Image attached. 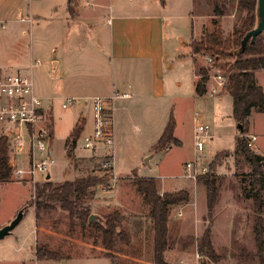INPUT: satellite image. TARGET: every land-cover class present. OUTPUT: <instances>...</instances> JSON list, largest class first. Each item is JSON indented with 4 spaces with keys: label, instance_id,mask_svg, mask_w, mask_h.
I'll return each mask as SVG.
<instances>
[{
    "label": "rangeland",
    "instance_id": "1",
    "mask_svg": "<svg viewBox=\"0 0 264 264\" xmlns=\"http://www.w3.org/2000/svg\"><path fill=\"white\" fill-rule=\"evenodd\" d=\"M20 1L0 0V11L5 13L2 20L3 26L0 27V77L5 74L18 73L32 81L31 72L34 73L37 69L46 70L49 59H51L50 53L47 58L48 50L45 46V37L50 34L49 23L47 21L41 22L42 19L39 16L61 18L66 0ZM84 1L80 0L79 7L80 15L84 19H105L109 16L106 6L113 3L116 13L132 15V18L137 19L150 20L152 17L155 19L165 12L166 15H163L162 19L169 24L168 27L178 28L181 35L187 34L192 25V18L188 15V0H166L167 7L164 11L161 10L159 0H96L99 5L95 8L87 6ZM236 1L219 0L218 2V4L223 3L224 5L223 15L219 18V25L224 36L230 35L234 29L238 28L245 15V12L237 7ZM52 4L54 6L51 8ZM140 5L143 6L140 7ZM184 13L186 18L183 19ZM28 15L32 18L29 23L19 20L21 16ZM193 15V21L197 27L196 38L204 31L211 30L212 5L207 0H194ZM257 20L256 16V22ZM168 31L171 32L172 30ZM174 34L176 33L170 34L171 39L175 38ZM186 48L187 43L182 45L183 50ZM229 52H235V49L230 48ZM201 56L198 65L203 68L206 65V56ZM37 59L40 60V67L33 70L29 69L31 64L38 63L39 60ZM231 61L232 56L219 58L217 63H230ZM47 75L45 71L44 76ZM253 75L256 83H260L264 89V69L256 70ZM207 86H211V81L207 82ZM221 92H223L222 88L218 94ZM61 95L57 93L55 98L51 100L53 106V122L50 123V125L53 124L51 156L55 163L47 170L50 178L45 180L47 172L40 173L37 171L34 178L38 181L35 183L26 180L20 182L14 175L10 181L0 182V227L9 223L20 210L23 213L17 226L8 235L0 239V264H43L41 260L37 261L34 258L30 246L34 248V251L38 246L57 252L61 257L59 260L70 258L69 264H81L80 262L84 260H105V264H155L153 259V227L149 224V205L144 201V204L140 202L138 191L131 184H121L122 187L117 188L115 196L116 199L127 205L126 217L118 223L119 229L123 230L128 238L117 235L110 247H105L103 232L98 227L99 224L104 225L105 217L114 211V207L111 204V199L102 198L107 194L105 193V196L100 195L101 191L98 186L95 190H86L79 197L78 209H88L89 216H93L91 220L88 218L85 223H82L76 214L71 217L69 212L62 209L59 204H55L51 210H38V212L35 211V206H28L33 200L35 185L37 184L41 185L45 181H72L75 177L103 173L104 169L110 166L109 163L104 165L101 163V160L105 158L104 156H89L82 159L75 158V155L74 159L66 157L64 142L75 123L76 111L82 109L84 105V112L90 117L92 116V108L90 103L85 105L76 102L73 106L63 109L60 104L64 97ZM219 99L218 105L213 104V109H211V111L213 110V114L211 113L213 126L210 129V134H213L212 139H203L204 148L201 153L203 155L206 153L203 163L208 167L215 154L223 152L226 154L220 157L219 163L213 171L217 190L213 210L209 215L206 210V201L203 199V204L199 203L203 214L200 218L201 225L198 226L200 235L206 227L210 228L213 249L219 258L213 262L207 256L202 255L201 264H263V261H257L254 253L256 249L251 232L253 218L251 201L243 199L240 195L241 187L246 183L250 167L242 156L234 151V135H240V131L236 128L231 116V98L226 93L213 97V100ZM176 102L178 109L176 132L181 144H169L166 146L169 151L164 148L159 152H151L141 156L138 153L141 146L137 145L140 143L138 136L141 132L134 129L133 131L130 130L127 132L126 138L122 137L120 140L122 156L128 160L129 165L126 166L127 168H121L118 171V175H122L118 181L123 182L128 176L146 174L157 179L159 188H161L162 182L170 184L167 188L170 191L179 189V185H182L181 188L186 189L193 200L194 197L196 200L194 195L196 192L199 194L200 191L194 189V181L183 176V166L186 161L193 159V115L199 108L190 99H181ZM134 124L140 125L139 123ZM89 132L87 129L78 139L76 154L90 152L83 148L82 140ZM242 135H254L255 139L248 149L264 156L263 112H257L253 109L250 111ZM219 151L222 152L219 153ZM147 160L149 164H146ZM14 162L16 166L27 168L24 157L15 158L14 161H11L13 165ZM137 167L140 168L134 171ZM113 179L116 180L117 177L115 176ZM195 182L202 186V190L205 188L201 182L197 180ZM106 187L104 185L102 188L106 190ZM190 204L184 206L183 209L189 211L191 209ZM145 206L148 207V211L145 210ZM178 209L175 207L172 213H176ZM9 217L12 218L4 222ZM93 220L94 223L92 224ZM262 222L264 238V208L262 210ZM173 237H170L168 241L170 247H173ZM194 237L191 239L194 250L192 247L190 248L191 256H188L190 260L188 262H192L193 252L197 249L199 236L196 239ZM179 255L180 252H173L170 248L165 251V258L174 263L178 261ZM44 261L50 262V260ZM60 262L51 260V264H61Z\"/></svg>",
    "mask_w": 264,
    "mask_h": 264
},
{
    "label": "crops",
    "instance_id": "2",
    "mask_svg": "<svg viewBox=\"0 0 264 264\" xmlns=\"http://www.w3.org/2000/svg\"><path fill=\"white\" fill-rule=\"evenodd\" d=\"M16 1L21 2L20 0ZM28 1L31 2L34 0ZM188 1V15L192 18V25L190 29H188V33H184V35L180 34L178 28L168 27L169 24L162 19L163 15H166L165 12L155 19L154 17L150 20L137 19L132 18V15L116 13L113 3L106 6L108 7L109 16L105 19L82 18L80 15L81 12L79 11L80 0H76L77 14L74 17H71L68 13L67 0L63 5L64 9L62 10L63 15L61 18H55L54 16L50 18L37 15L42 19L40 20L41 22L47 21L49 23L50 34L45 37V46L48 50L47 58L50 53L51 59H49L46 70L37 69L34 73L31 72V82L34 93L43 99L44 107L51 114L52 122L53 106L51 100L55 98L54 96L57 93L62 94L61 96L64 98H79L82 104L85 101L89 104V98L95 95L109 97L115 92L129 94L128 97H119L113 101L112 127L114 149L112 153L110 154L108 150L104 148H99L94 152L90 151L87 154H76V147L73 151L76 158L82 159L89 156H104L107 159V162H103V158L101 163L103 165L109 163L110 166L108 168L111 167L109 170L112 172L113 178L116 176L117 179H113L111 183L106 185V190L102 188L104 185H99L98 187L101 191L100 195L105 196V193L107 194L102 198L111 199L110 201L114 210L120 212L121 219L123 220L126 217L127 205H124L123 202L116 199L117 188L121 184H131L135 189H137V187L133 181L134 176H128L123 182L118 181L119 177L122 176L118 175V171L121 168H127L126 166L129 165L128 160L122 156V149L120 148L121 138H126L127 132H130V130L133 131V129L137 132H141L138 136L140 143L137 145L141 146L138 153L141 154V156H145L152 152V146L161 135L170 114H173L175 121L174 136L179 141L178 144L180 145L181 141L177 137L176 132L178 110L176 101L190 99L194 102L200 109H197V111L202 114L203 119L210 125L211 129L213 126V110L211 111V109H213V104L218 105V101L220 102V99L213 100V97H218L225 93L221 92V94L212 95L208 92L207 86V92L203 95H198L196 93L195 84L199 78L197 74L199 68L198 63L202 56L201 54H194L192 52L191 41L196 38L197 27L193 21L194 2L193 0ZM84 4L94 8L99 5L96 0H85ZM53 6L52 4L51 8ZM142 6L143 5H140V7ZM160 7L162 11L165 10L167 7L166 0H164L163 4H160ZM191 8L192 10H190ZM140 9L143 10V8ZM4 15L5 13L0 11V24L4 19ZM24 17L27 16H21L19 20L23 21L22 18ZM184 18H186L185 13L183 15V19ZM36 24H38V22H36ZM0 27L2 26L0 25ZM168 30L172 31L169 32ZM172 32L176 33L174 34V39H171L170 36ZM186 40H188V42H186ZM185 43H187V48L183 50L182 45ZM39 64L40 60L38 63L31 64L29 69L33 70L38 68L40 67ZM262 69H264V67L254 69L253 74L256 70ZM45 71L48 74L47 76H44ZM6 75L9 74H5L4 76ZM258 85L264 91L262 85L260 83H258ZM83 107L85 106L83 105ZM83 107L77 110L74 116L75 123L80 119L84 122L80 136L87 129L90 131L87 134H90L93 129L92 116L88 117ZM134 123H139L142 127ZM52 128L53 126H51V129ZM212 135L213 134H210L208 138H211ZM52 139L53 131L50 139V150ZM167 151H169V149ZM108 153L110 156H108ZM193 153H195L194 145ZM205 157L206 153L204 155L203 153L200 154L201 166L204 167H206L203 163ZM148 160L146 164H149ZM139 168L140 167H137L134 171ZM142 176L148 175L144 174L137 177ZM169 186L170 184L162 182L161 188H159L158 185L159 193L170 191L167 190ZM181 187L182 185H179V189L172 191L184 189ZM201 187V185H198L194 181V189L196 188V190L198 189L200 191L199 194L196 192L194 195L196 196V200L195 197L193 200L188 192L189 201L186 204L174 206L171 211L167 223V244L170 237H173V234L174 239L172 240L173 247H170L168 244L167 249L170 248L173 252H180V255L178 261L175 263L165 258L166 264H180L181 262L190 261L188 256H191V252L189 250L191 247L194 250L193 240L191 239L193 236H195L194 239L200 236L198 226L201 222L200 218L203 214V210L199 207V203L203 204V199L206 201L205 188L203 192ZM95 188L97 189V187ZM95 188L92 189L95 190ZM138 199L143 203V195L139 191ZM191 202L192 204H190ZM188 204H190L191 209L186 211L183 207L188 206ZM145 207V210L148 211V207ZM175 207L179 209L173 214L172 212ZM185 213L187 214L185 215ZM10 218L12 217L7 218L4 222ZM149 224L152 225L151 219L149 220ZM30 248H32V255L36 258L34 248L31 246ZM38 260L40 259H37V261ZM69 260L70 258H66L58 261H61V264H69ZM41 261L43 264H51V260L50 262ZM104 261L105 260H84L80 263L105 264L106 262Z\"/></svg>",
    "mask_w": 264,
    "mask_h": 264
},
{
    "label": "trees",
    "instance_id": "3",
    "mask_svg": "<svg viewBox=\"0 0 264 264\" xmlns=\"http://www.w3.org/2000/svg\"><path fill=\"white\" fill-rule=\"evenodd\" d=\"M162 4L164 0H159ZM212 5L211 30L204 31L197 38L192 39L191 48L194 54L213 56L217 61L219 58L232 56V61L217 63L220 69L228 71L225 75V81L222 91L231 98V116L240 135L234 136V151L239 153L245 162L249 165L250 171L247 173L246 183L241 187V197L249 199L252 207V225L251 232L255 246V257L257 261H263L264 264V238L262 210L264 208V156L256 154L246 146L244 128L247 116L250 111L264 113V91L256 83L253 70L264 67V31L256 35L252 40L246 39L243 44L241 40L245 33L252 29L256 24V3L257 0H237L236 5L245 12L238 28L234 29L230 35L224 36L220 28V16L223 15L224 5L218 4L219 0H207ZM194 2V0H193ZM68 13L74 17L77 7L76 0H67ZM235 49V52H229V49ZM198 79L195 84V90L198 95L207 92L206 79L207 71L199 67L197 70ZM84 122L78 120L73 126L69 136L65 139V155L69 159H74V148L77 139L83 129ZM175 121L173 114H170L166 125L163 128L157 142L152 146V152H159L169 144H178L179 141L174 136ZM222 151H219V153ZM226 152L215 154L213 161L209 163L207 171L197 177L206 192V210L210 215L217 195L216 182L213 177L214 168L218 165L220 157ZM8 140L0 135V182H8L12 178V167L8 161ZM76 158V157H75ZM103 162H107L104 158ZM111 168V167H110ZM104 169L100 174H88L75 177L72 181L64 182L45 181L43 184L35 185V194L33 200L28 206H35V211L51 210L55 204H59L62 209L69 212L73 217L75 214L82 223L88 221V209H78L79 197L88 189L99 185H108L113 179V174ZM137 190L143 195V200L149 205V217L153 227V259L155 264H166L164 253L168 248L167 244V223L174 206L186 204L189 201V193L185 189L177 191H166L159 193L157 179L152 176L133 177ZM121 214L114 210L105 217L104 225L99 224L103 232L105 247L113 244L114 237L125 236V232L119 229ZM94 220L92 221V224ZM98 226V225H96ZM115 241V240H114ZM197 251L207 256L211 261L216 262L219 256L213 249L211 230L206 227L197 241ZM35 257L40 260H59L61 257L57 252L50 251L46 247H36Z\"/></svg>",
    "mask_w": 264,
    "mask_h": 264
},
{
    "label": "built area",
    "instance_id": "4",
    "mask_svg": "<svg viewBox=\"0 0 264 264\" xmlns=\"http://www.w3.org/2000/svg\"><path fill=\"white\" fill-rule=\"evenodd\" d=\"M30 22V16L22 18ZM3 26V24H0ZM207 82L211 81L208 92L217 95L222 88L225 75L228 71L220 69L213 56H206ZM128 93L115 92L109 97L95 95L89 98L88 103L92 108L93 129L90 134L85 135L83 148L91 152L99 148L107 149L111 154L114 149L113 138V101L119 97H128ZM80 102L79 98L67 97L61 102V108L65 109ZM87 104V101L84 102ZM194 120V158L184 163V177L193 181L207 171V167L201 166L200 154L203 151V139L210 137V125L203 119L199 111H195ZM51 114L44 107L43 99L33 91L31 80L18 73L0 77V135L8 140V161L12 167V175L20 182L35 183V173L47 172L48 168L54 165L55 160L51 156L50 139L52 129ZM254 135L245 136L246 146H252ZM168 150V147L165 148ZM108 153V156H110ZM39 156L38 158L36 156ZM26 158L27 168L14 165L11 161ZM47 174H49L47 172ZM46 174V175H47ZM45 180L46 177H45ZM202 255L197 251L193 252L192 262H181L180 264H201Z\"/></svg>",
    "mask_w": 264,
    "mask_h": 264
},
{
    "label": "water",
    "instance_id": "5",
    "mask_svg": "<svg viewBox=\"0 0 264 264\" xmlns=\"http://www.w3.org/2000/svg\"><path fill=\"white\" fill-rule=\"evenodd\" d=\"M256 16L258 18L255 26L247 31L245 35L243 36L241 40V44L244 43L246 39L252 40L256 35H258L260 32L264 31V0H257L256 3ZM237 128H240L239 125H236ZM50 178V175H46V179L48 180ZM22 211L20 210L16 216L10 220L9 223L3 225L0 227V239L4 236L8 235L20 222L22 218ZM93 216H89V220L92 219Z\"/></svg>",
    "mask_w": 264,
    "mask_h": 264
}]
</instances>
